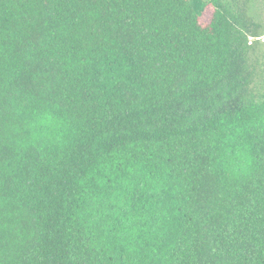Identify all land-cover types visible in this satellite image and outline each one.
<instances>
[{
	"label": "trees",
	"instance_id": "obj_1",
	"mask_svg": "<svg viewBox=\"0 0 264 264\" xmlns=\"http://www.w3.org/2000/svg\"><path fill=\"white\" fill-rule=\"evenodd\" d=\"M252 4L0 0V264H264Z\"/></svg>",
	"mask_w": 264,
	"mask_h": 264
},
{
	"label": "rangeland",
	"instance_id": "obj_2",
	"mask_svg": "<svg viewBox=\"0 0 264 264\" xmlns=\"http://www.w3.org/2000/svg\"><path fill=\"white\" fill-rule=\"evenodd\" d=\"M252 2L249 14L264 21V0H252ZM258 40L260 41L256 48V55L258 57L257 66L264 70V34Z\"/></svg>",
	"mask_w": 264,
	"mask_h": 264
}]
</instances>
